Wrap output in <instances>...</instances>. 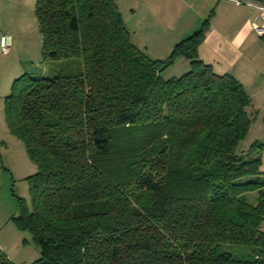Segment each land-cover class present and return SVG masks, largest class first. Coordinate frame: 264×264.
I'll return each mask as SVG.
<instances>
[{
	"label": "trees",
	"instance_id": "trees-1",
	"mask_svg": "<svg viewBox=\"0 0 264 264\" xmlns=\"http://www.w3.org/2000/svg\"><path fill=\"white\" fill-rule=\"evenodd\" d=\"M35 14L44 59L83 70L24 73L5 97L37 165L13 217L41 249L30 264H264V143L239 150L260 110L199 56L212 14L167 60L133 42L116 0H36ZM179 58L191 69L164 79ZM0 264H15L1 246Z\"/></svg>",
	"mask_w": 264,
	"mask_h": 264
},
{
	"label": "rangeland",
	"instance_id": "rangeland-1",
	"mask_svg": "<svg viewBox=\"0 0 264 264\" xmlns=\"http://www.w3.org/2000/svg\"><path fill=\"white\" fill-rule=\"evenodd\" d=\"M34 1H0V7L3 3L9 6H22L20 12L18 14L16 12L14 17L19 29L27 32L29 37L28 46L20 45L18 55L15 54L16 57L14 56L15 61L17 57L21 59L22 73L49 77L80 73L83 70L81 58L44 59L39 24L35 17ZM116 1L121 9L122 17L132 33L133 40L152 57L167 60L174 48L169 45V39L163 34L171 39L170 31L161 29L157 22L153 21V15L146 12L144 7H136V11H134V5H137L136 0ZM163 10V14L169 18H172L173 15H179L174 13L175 3L166 6ZM188 62L187 59H177L175 63L163 71V78L181 77L191 69ZM11 83L13 80L7 86L5 79H0V96L3 95L1 94L3 90L6 94L10 92ZM2 97H0V131L4 129L5 132L14 136L20 147L12 144V142L10 148L0 143L3 147L0 145V246L15 264H30L42 256L41 249L34 240L32 233L22 229L13 217L20 212L21 201L25 202L29 208L31 207L29 177L37 172V165L30 159L24 142L8 129L4 111L5 98ZM263 113L252 124L249 134L239 146L240 151H247L256 139L264 141ZM223 249L230 251L236 258H254V251L248 246L228 243L223 244Z\"/></svg>",
	"mask_w": 264,
	"mask_h": 264
},
{
	"label": "crops",
	"instance_id": "crops-1",
	"mask_svg": "<svg viewBox=\"0 0 264 264\" xmlns=\"http://www.w3.org/2000/svg\"><path fill=\"white\" fill-rule=\"evenodd\" d=\"M174 1L136 0L137 5H134V11H136V7H144L146 12L153 15V21L157 22L161 29L169 30L171 39L165 34L163 36L169 39V45H172L173 48L178 42L198 31L212 14L204 31V39L199 45V56L205 63L212 65L217 74H231L237 78L252 98L253 104L259 108L260 116L264 111V36L257 34L251 26V20L255 17L256 10L248 6L237 5L229 0ZM256 1L264 2V0ZM174 3V13L179 15L169 18L163 14V8L170 4L174 5ZM34 4L36 7V0ZM21 8V5L16 7L4 3L0 7V37L4 34L12 36V49L9 54H4L0 46V79L4 78L7 86L12 80L14 82L17 76L24 74L22 73L23 66H20L21 59L17 57L15 61L14 58L18 55L20 45L28 46L29 41L28 33L19 29L14 19L15 13L18 14ZM40 40L42 41V35ZM133 42L138 45L134 40ZM9 93L6 94L4 90L1 92L4 98ZM262 123L264 129V115H262ZM11 142L20 147L14 136L2 129L0 143L10 148ZM255 142L264 143L259 139L253 143ZM2 144H0L1 147ZM261 155L262 169L264 170V148Z\"/></svg>",
	"mask_w": 264,
	"mask_h": 264
},
{
	"label": "built area",
	"instance_id": "built-area-1",
	"mask_svg": "<svg viewBox=\"0 0 264 264\" xmlns=\"http://www.w3.org/2000/svg\"><path fill=\"white\" fill-rule=\"evenodd\" d=\"M237 5H244L256 10L255 17L251 20L252 28L260 36H264V2L256 0H229ZM1 51L4 54H9L12 49V36L10 34H4L0 40Z\"/></svg>",
	"mask_w": 264,
	"mask_h": 264
},
{
	"label": "water",
	"instance_id": "water-1",
	"mask_svg": "<svg viewBox=\"0 0 264 264\" xmlns=\"http://www.w3.org/2000/svg\"><path fill=\"white\" fill-rule=\"evenodd\" d=\"M259 152H260V149H258V150L255 152V155H257Z\"/></svg>",
	"mask_w": 264,
	"mask_h": 264
}]
</instances>
